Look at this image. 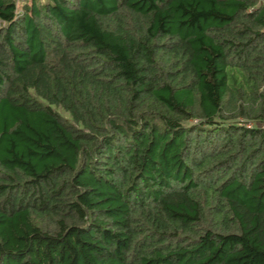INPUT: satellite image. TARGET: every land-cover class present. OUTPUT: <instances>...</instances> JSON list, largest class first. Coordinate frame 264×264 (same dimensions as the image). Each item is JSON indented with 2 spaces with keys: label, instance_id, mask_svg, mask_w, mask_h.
<instances>
[{
  "label": "trees",
  "instance_id": "obj_1",
  "mask_svg": "<svg viewBox=\"0 0 264 264\" xmlns=\"http://www.w3.org/2000/svg\"><path fill=\"white\" fill-rule=\"evenodd\" d=\"M0 264H264V2L0 0Z\"/></svg>",
  "mask_w": 264,
  "mask_h": 264
},
{
  "label": "rangeland",
  "instance_id": "obj_2",
  "mask_svg": "<svg viewBox=\"0 0 264 264\" xmlns=\"http://www.w3.org/2000/svg\"><path fill=\"white\" fill-rule=\"evenodd\" d=\"M260 1L264 2V0H260Z\"/></svg>",
  "mask_w": 264,
  "mask_h": 264
}]
</instances>
